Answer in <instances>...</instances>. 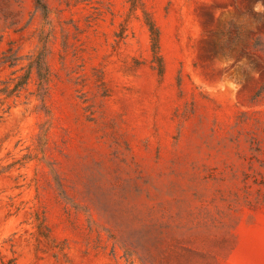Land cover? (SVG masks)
<instances>
[{"label":"rangeland","instance_id":"obj_1","mask_svg":"<svg viewBox=\"0 0 264 264\" xmlns=\"http://www.w3.org/2000/svg\"><path fill=\"white\" fill-rule=\"evenodd\" d=\"M0 0V264H264V0ZM152 20L163 72L154 62Z\"/></svg>","mask_w":264,"mask_h":264},{"label":"trees","instance_id":"obj_2","mask_svg":"<svg viewBox=\"0 0 264 264\" xmlns=\"http://www.w3.org/2000/svg\"><path fill=\"white\" fill-rule=\"evenodd\" d=\"M37 5L39 7H41L45 14H47L48 8L47 5L43 2V0H36ZM148 25H149V29L151 32V36H152V52H153V56H154V62L158 63V69L160 71V73L163 72V61H162V56L160 54V36H159V31L157 26L154 24V22L152 20H148ZM9 54H4L3 56H0V65L1 64H9L10 66L12 65H16L18 59H20V57L12 52V49H9ZM29 72L27 73V75H24L22 77L23 81H19L18 83L15 84V86L11 89H9V87H5L4 89H1L0 92L1 93H6L7 97H11L12 95H14L19 88L25 84L27 82V80L29 79V75L31 73V70H33V68H36V72L38 75V91L39 94L42 96V98H44V96L47 93V87L46 84L48 83L49 80V68H48V64L46 61V54L45 51H42L40 53H38V55H36L35 57L31 58V61L29 62ZM4 104V100L0 98V110H1V106Z\"/></svg>","mask_w":264,"mask_h":264}]
</instances>
